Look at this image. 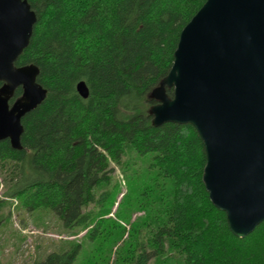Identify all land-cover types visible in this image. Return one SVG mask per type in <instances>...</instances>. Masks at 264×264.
Returning <instances> with one entry per match:
<instances>
[{
    "label": "trees",
    "instance_id": "1",
    "mask_svg": "<svg viewBox=\"0 0 264 264\" xmlns=\"http://www.w3.org/2000/svg\"><path fill=\"white\" fill-rule=\"evenodd\" d=\"M205 1L27 0L37 22L16 66L36 65L47 94L21 120L22 149L0 141V228L16 204L51 211L70 236L85 231L32 264H264V223L236 238L211 204L196 130L153 127L148 113ZM127 152L148 162L130 168ZM114 167L126 193L111 218L121 189Z\"/></svg>",
    "mask_w": 264,
    "mask_h": 264
},
{
    "label": "water",
    "instance_id": "2",
    "mask_svg": "<svg viewBox=\"0 0 264 264\" xmlns=\"http://www.w3.org/2000/svg\"><path fill=\"white\" fill-rule=\"evenodd\" d=\"M36 22L27 0H0V141L13 150L22 149V118L47 94L36 65L16 66ZM76 91L89 96L83 81ZM150 97L153 127L196 130L211 204L225 213L233 236L251 234L264 223V0H206L182 29L172 66Z\"/></svg>",
    "mask_w": 264,
    "mask_h": 264
},
{
    "label": "rangeland",
    "instance_id": "3",
    "mask_svg": "<svg viewBox=\"0 0 264 264\" xmlns=\"http://www.w3.org/2000/svg\"><path fill=\"white\" fill-rule=\"evenodd\" d=\"M134 156L133 152H127L123 156L124 161L132 160L130 168H142L148 162V157L135 159ZM114 168L113 177L120 183L121 189L111 213L107 216L111 218H115L117 204L126 193L121 172ZM0 197H3L2 189H0ZM135 198L134 194L132 200L135 201ZM15 205L13 204L10 208V220L0 228V264H32L38 258H44L47 253L55 251V247L61 240L79 241L85 233L83 231L76 236H70L71 232L62 227L51 211L28 213ZM136 215L139 214L134 216ZM125 227L128 229V226Z\"/></svg>",
    "mask_w": 264,
    "mask_h": 264
}]
</instances>
